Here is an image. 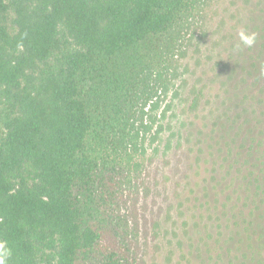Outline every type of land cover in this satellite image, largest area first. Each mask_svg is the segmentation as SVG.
Wrapping results in <instances>:
<instances>
[{"label": "trees", "instance_id": "obj_1", "mask_svg": "<svg viewBox=\"0 0 264 264\" xmlns=\"http://www.w3.org/2000/svg\"><path fill=\"white\" fill-rule=\"evenodd\" d=\"M204 1L0 0L4 264H149L127 211L156 140L146 108ZM247 13L253 44L233 33L216 88L186 92L209 107L188 128L210 176L189 200L209 212L174 222L180 264H264V0Z\"/></svg>", "mask_w": 264, "mask_h": 264}, {"label": "rangeland", "instance_id": "obj_2", "mask_svg": "<svg viewBox=\"0 0 264 264\" xmlns=\"http://www.w3.org/2000/svg\"><path fill=\"white\" fill-rule=\"evenodd\" d=\"M257 2L205 0L201 3L191 29L184 33L175 51L174 57L180 64L179 77L163 85L146 108L148 112L144 119L149 125L148 130L156 132V140L147 144L144 180H139L135 195L128 201L127 211L132 210L131 221L139 230L141 251L149 264H180L182 248L172 242L176 237L174 222L185 225L192 215L199 213L202 222L208 217L207 208L196 211L195 204L189 200L196 184L199 186L203 177L208 179L210 176L204 168L205 158H201L198 151L200 145L191 139L192 130L188 128L190 124L202 126L208 113L205 110L209 107L204 104L203 109L187 110L186 92L198 79L208 83L207 89L216 88L219 81L215 82L211 68L219 61V54L227 50L226 44H231L232 34L244 32L251 14L247 11L253 10ZM223 37L226 38L222 41ZM208 57L212 59L208 60ZM207 95L214 97L215 92ZM206 167L209 170V166Z\"/></svg>", "mask_w": 264, "mask_h": 264}, {"label": "clouds", "instance_id": "obj_3", "mask_svg": "<svg viewBox=\"0 0 264 264\" xmlns=\"http://www.w3.org/2000/svg\"><path fill=\"white\" fill-rule=\"evenodd\" d=\"M241 40L245 45L251 46L254 42L253 37H249L241 33ZM8 251L5 249L3 244H0V264H4V257L8 255Z\"/></svg>", "mask_w": 264, "mask_h": 264}]
</instances>
